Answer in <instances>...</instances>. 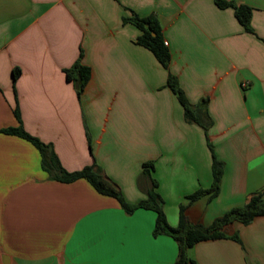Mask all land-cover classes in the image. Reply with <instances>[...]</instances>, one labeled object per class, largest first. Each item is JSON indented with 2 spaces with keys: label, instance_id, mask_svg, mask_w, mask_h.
Returning <instances> with one entry per match:
<instances>
[{
  "label": "crops",
  "instance_id": "crops-1",
  "mask_svg": "<svg viewBox=\"0 0 264 264\" xmlns=\"http://www.w3.org/2000/svg\"><path fill=\"white\" fill-rule=\"evenodd\" d=\"M229 1L251 8L252 32L215 0H0V264H175L179 254L173 238L153 236V211L129 214L84 179H52L33 144L2 133L20 126L16 107L67 172L95 161L128 204L147 199L143 165L153 162L172 227L181 205L210 226L264 192V0ZM134 15L158 20L168 70L137 44L141 31L124 21ZM81 50L91 77L79 96L65 71ZM169 73L208 113V136L185 120ZM209 141L223 163L220 191L188 204L212 185ZM226 233L240 242H200L189 257L264 264V217Z\"/></svg>",
  "mask_w": 264,
  "mask_h": 264
},
{
  "label": "trees",
  "instance_id": "trees-1",
  "mask_svg": "<svg viewBox=\"0 0 264 264\" xmlns=\"http://www.w3.org/2000/svg\"><path fill=\"white\" fill-rule=\"evenodd\" d=\"M215 4L220 9H234L235 16L241 25H243L248 32H252L250 25L252 10L250 7L237 5L229 0H215ZM124 21L134 24L141 31V35L137 39V44L150 50L163 68L168 70L171 54L164 43L161 26L158 20L154 16L140 18L137 15H134ZM82 59L83 51L81 50L77 62L70 69L65 71L67 80L74 82L79 96L85 89L91 77V70L87 66L83 65ZM19 75L20 71L15 69L13 71V80L16 81ZM167 84L183 106L185 120L188 123H195L201 126L208 136V131L212 125V121L206 110H204L202 106L195 107L190 104L180 86L178 78L171 73L168 75ZM15 117L20 126L17 128L5 129L2 133L21 137L33 144V146H35L41 154V164L43 170L47 172L52 179L66 184L84 179L99 194L116 199L121 204L122 208L129 214H132L138 209L153 211L156 214L153 236L159 237L166 235L173 238L178 244L179 254L175 264H197L189 257V250L200 242L228 238L240 242L237 235L229 236L226 233V228L235 222L242 223L243 225H249L255 219L264 217L263 192L253 195L250 201L244 206L231 209L222 217L217 218L210 226H204L199 223L191 222L185 213L187 206L181 205L179 209L178 225L176 227H172L168 223L163 209V199L158 192V182L152 176L154 171L153 162H147L143 165V176L148 177L151 180V188L147 193V199L131 205L124 200L120 191L104 177L102 169L95 161L80 171L67 172L61 166L51 145L43 143L40 139L28 134L23 129L21 126L22 123L18 107L15 109ZM208 146L213 155L212 185L210 189H199L192 195L188 196V204H191L204 196H208V199L212 200L219 194L221 180L224 173L223 163L215 156L214 147L210 141L208 142Z\"/></svg>",
  "mask_w": 264,
  "mask_h": 264
},
{
  "label": "built area",
  "instance_id": "built-area-1",
  "mask_svg": "<svg viewBox=\"0 0 264 264\" xmlns=\"http://www.w3.org/2000/svg\"><path fill=\"white\" fill-rule=\"evenodd\" d=\"M243 87L247 86V83L242 84Z\"/></svg>",
  "mask_w": 264,
  "mask_h": 264
}]
</instances>
